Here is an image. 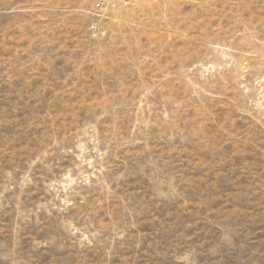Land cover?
I'll return each mask as SVG.
<instances>
[{
    "label": "rangeland",
    "instance_id": "1",
    "mask_svg": "<svg viewBox=\"0 0 264 264\" xmlns=\"http://www.w3.org/2000/svg\"><path fill=\"white\" fill-rule=\"evenodd\" d=\"M0 264H264V0H0Z\"/></svg>",
    "mask_w": 264,
    "mask_h": 264
},
{
    "label": "built area",
    "instance_id": "2",
    "mask_svg": "<svg viewBox=\"0 0 264 264\" xmlns=\"http://www.w3.org/2000/svg\"><path fill=\"white\" fill-rule=\"evenodd\" d=\"M120 1H122V2H124V3H127V4H132V3H137V2H139L140 0H120Z\"/></svg>",
    "mask_w": 264,
    "mask_h": 264
}]
</instances>
